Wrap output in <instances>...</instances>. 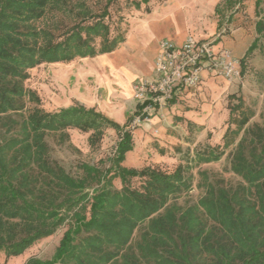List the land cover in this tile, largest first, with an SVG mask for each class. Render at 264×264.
Wrapping results in <instances>:
<instances>
[{
  "label": "trees",
  "instance_id": "obj_1",
  "mask_svg": "<svg viewBox=\"0 0 264 264\" xmlns=\"http://www.w3.org/2000/svg\"><path fill=\"white\" fill-rule=\"evenodd\" d=\"M103 1L94 7L89 0H0V252L21 255L73 220L50 260L31 257L27 264H264L263 126L245 129L234 149L231 171L241 183L209 185L196 205L184 208L173 199L188 188L189 166L124 165L134 149L131 117L121 125L83 104L48 112L26 88L36 67L95 58L125 42L110 21L117 0ZM256 29L264 34V19ZM248 121L242 119L237 133ZM70 129L90 133L92 147L114 129L119 141L112 165L84 163L81 175L72 176L54 162L47 137L65 141ZM230 144L208 145L196 163L219 161Z\"/></svg>",
  "mask_w": 264,
  "mask_h": 264
},
{
  "label": "rangeland",
  "instance_id": "obj_2",
  "mask_svg": "<svg viewBox=\"0 0 264 264\" xmlns=\"http://www.w3.org/2000/svg\"><path fill=\"white\" fill-rule=\"evenodd\" d=\"M139 1L117 0L113 3L110 21L115 32L126 36L136 19H143L155 8L169 9L175 12L189 35L215 43L216 50L227 49L239 74L228 81L222 76L203 73L199 91L193 90L190 97L186 93L185 100L168 101L142 120L139 118L141 111L136 112L140 103L135 92L128 97L124 86L108 80L109 75L104 73L97 57L78 59L68 65L43 64L30 71L25 85L37 93L41 107L48 112L83 104L95 107L121 125L131 117L128 129L133 135L134 149L127 153L124 165L137 169L152 166L167 171H174L178 165L189 166L185 172L188 188L173 199L185 208L196 205L209 185L231 188L241 183V178L231 171L234 149L245 135V129L256 125L264 127V34H259L256 29L257 23L264 19V0H232L231 4L226 0H151L136 9L135 3ZM101 3L104 1L89 0L94 7ZM218 5L219 13L216 12ZM255 41V48L248 54L246 62L241 63ZM190 98H196L199 106L205 103L212 108L211 114L203 120L202 128L189 124V120L178 116L173 109L175 104L189 105L186 101ZM27 100L25 106L33 108L35 105ZM14 117L19 119L21 113ZM244 117L249 121L237 133ZM68 135L65 141L58 135H49L47 141L51 159L69 174L81 175L84 163L103 169L112 165L119 141V134L114 129H108L94 147L89 143L90 133L70 129ZM226 142L231 144L219 161L196 163L197 152L208 145L214 147ZM134 182L140 184L139 179ZM114 185L118 189L122 186L119 179L114 180ZM70 223L64 224L52 236L40 239L21 255L7 258L1 251L0 264H27L31 257L50 260Z\"/></svg>",
  "mask_w": 264,
  "mask_h": 264
},
{
  "label": "built area",
  "instance_id": "obj_3",
  "mask_svg": "<svg viewBox=\"0 0 264 264\" xmlns=\"http://www.w3.org/2000/svg\"><path fill=\"white\" fill-rule=\"evenodd\" d=\"M155 72V79H139L134 87L135 97L140 104H145L140 120L149 118L153 109L162 108L168 101L180 100L186 93L197 91L203 82V73L222 76L228 81L239 74L227 49L216 50L215 43L192 35L182 43L162 40Z\"/></svg>",
  "mask_w": 264,
  "mask_h": 264
},
{
  "label": "crops",
  "instance_id": "obj_4",
  "mask_svg": "<svg viewBox=\"0 0 264 264\" xmlns=\"http://www.w3.org/2000/svg\"><path fill=\"white\" fill-rule=\"evenodd\" d=\"M188 36L175 12L155 8L143 19L134 21L131 30L126 34L125 42L115 51L97 56L96 59H99L104 73L109 75L107 79L124 86L130 97L134 93L133 85L136 81L156 78L155 62L161 41L170 39L182 43ZM92 59L94 58L88 60ZM189 95L191 96V93L187 97H190ZM180 100H185V97L182 96ZM186 102L189 105L175 104L173 106L177 115L197 126H204L203 120L211 114L212 108L205 103L199 106L196 98H190Z\"/></svg>",
  "mask_w": 264,
  "mask_h": 264
}]
</instances>
